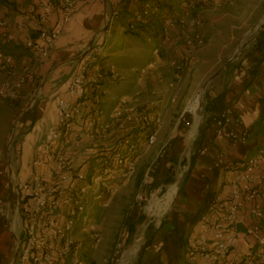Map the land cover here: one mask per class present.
Instances as JSON below:
<instances>
[{
  "label": "rangeland",
  "instance_id": "374dc122",
  "mask_svg": "<svg viewBox=\"0 0 264 264\" xmlns=\"http://www.w3.org/2000/svg\"><path fill=\"white\" fill-rule=\"evenodd\" d=\"M262 16L264 0H105L104 12L79 60L87 64L89 77L100 73L92 97H98L96 105L102 111V122L111 131L103 132L108 137L103 140L99 136L95 147L84 142L86 153L78 152L72 163L74 168L82 165L87 173L98 154L119 151L121 156L128 157L121 142L117 148L114 145L121 139L129 138L130 143L134 140L138 145L129 153L135 157L133 174L119 180L113 193L104 194L105 205L88 210L100 240L89 243L80 230L82 226L76 228L75 238L82 242L78 253L85 264H118L122 254L143 233L138 252L125 263L138 264L151 233L179 198L202 150L197 144L200 135L205 129L213 135L225 123L227 111L217 112L215 106L209 105L207 96L222 91L246 67L264 31ZM130 19L146 23L147 31L130 26ZM12 46L17 51L24 50L22 45ZM0 47L10 52L8 45L0 43ZM28 78L30 82L27 85L26 81L18 101L0 102V163L5 167L7 160L14 164V142L21 141L34 125L37 110L44 118L56 110L58 99L55 102V97L49 95L42 99L43 74L36 76L32 69ZM197 94L200 119L187 149L186 135L194 115L186 108ZM146 113L159 116L156 129L138 121ZM151 129L156 135L149 144L146 135ZM78 132L85 135V128L81 126ZM262 141L264 125L252 126L242 134L239 143L233 144L237 145L233 150H245V160L259 149ZM111 164L116 172H122V164ZM27 166L21 175L11 171L8 177L23 178ZM180 170L174 189L172 185ZM163 204L167 208L159 213ZM261 224L264 226V218ZM8 234H13L10 229ZM10 256L2 264H10Z\"/></svg>",
  "mask_w": 264,
  "mask_h": 264
},
{
  "label": "built area",
  "instance_id": "2783aa9c",
  "mask_svg": "<svg viewBox=\"0 0 264 264\" xmlns=\"http://www.w3.org/2000/svg\"><path fill=\"white\" fill-rule=\"evenodd\" d=\"M54 1L35 0L30 9L35 35L26 37L25 46L35 53L36 61L51 55L74 9V0H61L60 18L51 24ZM13 28L0 8L2 42L15 40ZM30 72L26 60H22L20 70L16 71L14 56L0 47V74L5 75L0 80V102L18 101ZM99 77L100 73L89 77L85 63L70 74L65 81V95L56 103L54 123L35 146L25 176L10 175L6 181L10 196L8 200L0 199V218L7 217L14 235L15 264H85L78 253L82 242L75 238L76 228L82 226L80 230L87 242L99 241L100 235L90 222L88 210L105 205L104 194L113 193L117 182L134 172L135 162L129 156L134 144L129 138L114 144L117 148L121 142L129 158L121 156L119 151L98 154L87 173L82 165L74 168L72 163L78 152L86 153L84 142L95 147L100 137L103 140L108 137L103 132L111 131L102 122V111L96 105L98 97H92ZM138 121L152 124L155 129L160 122L158 115L147 113L141 114ZM81 126L85 135L78 132ZM155 135V131L146 135L149 144ZM113 162L123 165L122 172L114 170ZM262 218L264 141L253 155L231 169V177L223 184L222 192L200 213L198 235H189L185 242L189 264H264Z\"/></svg>",
  "mask_w": 264,
  "mask_h": 264
},
{
  "label": "crops",
  "instance_id": "0c3cea01",
  "mask_svg": "<svg viewBox=\"0 0 264 264\" xmlns=\"http://www.w3.org/2000/svg\"><path fill=\"white\" fill-rule=\"evenodd\" d=\"M60 1L53 2L54 11L49 18L51 24L60 18ZM74 1L70 20L63 28L57 46L48 58L36 61L35 53L25 46L26 37L30 34L34 36L30 9L35 5V0H0L3 15L14 25L16 36L12 42L0 43L8 45V50L16 60L17 71L20 70L22 60H26L36 76L43 74V100L49 95L54 96L56 102L60 96L65 95V81L71 71L79 66L80 53L89 44L101 13L104 12L105 0ZM12 45H22L24 50L17 51ZM249 57L248 64L237 73L231 84L207 96L209 105L215 106L217 112L227 111L225 123L213 135L207 133L206 129L200 135L197 144L202 150L195 159L179 198L162 223L151 233L138 264H189L185 253L187 237L198 235L197 220L200 213L222 192L223 184L231 176L232 167L241 165L245 158L246 151L237 153L233 150L237 145L233 144L239 143L247 128L264 125V31L258 38L257 48ZM4 77V74H0V80ZM40 111L37 110L36 122L21 141L14 142V164L9 160L6 167L0 163V195L5 200L10 196L6 186L8 175L11 171L19 175L24 172L36 144L54 123L55 108L45 118ZM8 232V219L6 216L1 217L0 264L9 255L12 262L14 256V235L10 236Z\"/></svg>",
  "mask_w": 264,
  "mask_h": 264
},
{
  "label": "bare ground",
  "instance_id": "6f19581e",
  "mask_svg": "<svg viewBox=\"0 0 264 264\" xmlns=\"http://www.w3.org/2000/svg\"><path fill=\"white\" fill-rule=\"evenodd\" d=\"M260 22H264V16H262ZM186 109L194 115V119H193L194 121L192 122V126H191V128L189 129V131L187 132V135H186V140L190 142L193 139V137L195 136L196 132H197L199 119H200L201 106H200V95L199 94H197L196 97H194L188 103ZM192 142H190V143H192ZM180 175H181V170L178 173L177 179L175 180V182L172 185L174 189L177 187V183H178ZM166 204L165 205L163 204V206H159V209H158L159 213H162L163 211H165V209L167 208ZM144 226H146V224H144ZM142 235H143V233H141V235L134 240L132 246H130L122 254V256L120 257V259L118 261V264H125L127 261H129L138 252V250H139V248L141 246Z\"/></svg>",
  "mask_w": 264,
  "mask_h": 264
},
{
  "label": "trees",
  "instance_id": "16d2710c",
  "mask_svg": "<svg viewBox=\"0 0 264 264\" xmlns=\"http://www.w3.org/2000/svg\"><path fill=\"white\" fill-rule=\"evenodd\" d=\"M128 24L130 25V26H132L133 28H137V29H143V30H146L147 31V24L146 23H143V22H141V20L139 21V20H133V19H130L129 20V22H128ZM81 63V61L79 62V64ZM27 85L29 84V82H30V78H28L27 80ZM94 90H95V88L92 90V95L93 96H95L94 94H95V92H94ZM23 91H24V89H23ZM155 127H153L152 129H154ZM151 129V131H153ZM148 132V131H147ZM133 144H134V146L135 145H138V143L137 142H135L134 140H133ZM132 155V154H131ZM131 158L133 159V160H135V157L132 155L131 156Z\"/></svg>",
  "mask_w": 264,
  "mask_h": 264
},
{
  "label": "water",
  "instance_id": "95a60500",
  "mask_svg": "<svg viewBox=\"0 0 264 264\" xmlns=\"http://www.w3.org/2000/svg\"><path fill=\"white\" fill-rule=\"evenodd\" d=\"M42 83H43V81L41 82L40 87H41ZM34 99H35V97H33V98L31 99V102H33ZM30 104H31V103H30ZM28 107H29V106H28ZM185 147H186L187 149H190V147H191V143H190L189 141H187V140H186V142H185ZM188 159H189V157L187 156V160H188ZM176 194H177V190H176V192H175V194H174L172 200L174 199V197L176 196ZM15 258H16V252L14 253V256H13V259H12L11 264H15Z\"/></svg>",
  "mask_w": 264,
  "mask_h": 264
}]
</instances>
